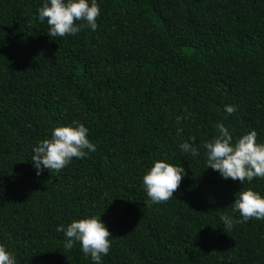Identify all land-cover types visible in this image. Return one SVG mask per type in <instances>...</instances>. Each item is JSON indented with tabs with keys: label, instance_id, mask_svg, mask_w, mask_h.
<instances>
[{
	"label": "trees",
	"instance_id": "16d2710c",
	"mask_svg": "<svg viewBox=\"0 0 264 264\" xmlns=\"http://www.w3.org/2000/svg\"><path fill=\"white\" fill-rule=\"evenodd\" d=\"M97 3L95 30L51 38L43 0H0V243L15 264H95L56 225L96 215L111 233L100 264H264V218L231 203L264 195V177L221 178L202 143L216 121L264 143V0ZM73 120L95 151L36 175L32 145ZM189 136L197 156L178 147ZM160 158L186 174L149 202L141 177Z\"/></svg>",
	"mask_w": 264,
	"mask_h": 264
},
{
	"label": "clouds",
	"instance_id": "9594fccd",
	"mask_svg": "<svg viewBox=\"0 0 264 264\" xmlns=\"http://www.w3.org/2000/svg\"><path fill=\"white\" fill-rule=\"evenodd\" d=\"M99 15L97 0H43L42 6L37 9L38 18L46 20L47 33L51 38L75 35L84 26L95 30ZM235 110L234 104L224 106V111L228 114ZM214 129L216 134L202 142L207 166L217 171L221 178L238 180L240 184L251 181L253 177H264V143L257 142L255 129L235 139L221 121L215 122ZM88 131L86 125L78 120L53 126L50 135H45L32 145L30 160L36 175L43 169L59 170L74 157L83 158L94 152L96 145L89 139ZM195 141V136H189L178 147L184 153L197 156L199 153ZM185 174V168L181 164L167 158L153 160L141 177L149 202L168 200ZM231 203L244 221L250 217L264 218V195L251 187L239 190ZM220 220L224 229L228 230L235 222L227 214L221 215ZM56 231L63 232L65 249H70L75 242H79L82 253L86 257L90 256L95 264H100L102 257L109 252L111 233L99 216L73 218L66 224H57ZM0 264H15V254L3 243H0Z\"/></svg>",
	"mask_w": 264,
	"mask_h": 264
}]
</instances>
